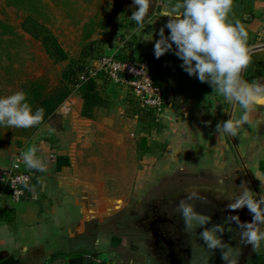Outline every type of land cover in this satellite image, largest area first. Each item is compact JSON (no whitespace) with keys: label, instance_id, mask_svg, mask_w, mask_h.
Returning a JSON list of instances; mask_svg holds the SVG:
<instances>
[{"label":"crops","instance_id":"obj_1","mask_svg":"<svg viewBox=\"0 0 264 264\" xmlns=\"http://www.w3.org/2000/svg\"><path fill=\"white\" fill-rule=\"evenodd\" d=\"M172 3L175 0H158L156 11L152 18L145 20L142 32L132 34L138 37L141 57L155 60L153 75L164 86L165 103L163 131L157 135L158 151L148 144L151 149L143 155L140 182L181 169L216 176L234 171L243 173L248 187L259 193L264 182L259 169L260 162L264 161V123L257 124V121L264 117V109L251 113V125H244L236 137L215 132L218 121L229 119L230 114L234 119L239 118V105L227 103L212 93L207 83L189 77L179 67L181 61L171 52L159 58L153 54V43L158 38L153 30H158L167 20L158 13ZM231 15L240 19L248 32L250 62L242 69L241 77L245 80L264 77V0H233ZM149 32H153V41L144 40ZM104 92L107 93L100 92V95L107 105L113 94L120 98L125 95L121 87L104 88ZM77 98L78 104H75ZM81 110L82 100L77 92L58 110L64 129L69 120L76 119L77 115L80 118ZM49 128H52L49 124L43 125L31 138L41 148L38 155L45 167L43 172L30 170L36 176L32 191L37 200L14 203L9 194L0 198V264H105L102 256L108 252L88 224L94 225L97 220L117 214L103 217L92 210L100 192L76 182L66 144L58 142L68 131L55 130L49 134ZM87 235L93 236L92 239ZM262 259L260 255L258 264H263Z\"/></svg>","mask_w":264,"mask_h":264},{"label":"rangeland","instance_id":"obj_2","mask_svg":"<svg viewBox=\"0 0 264 264\" xmlns=\"http://www.w3.org/2000/svg\"><path fill=\"white\" fill-rule=\"evenodd\" d=\"M131 2L34 0L32 6L16 7L9 6L7 0H0V21L13 31V35L0 38V96L18 90H34L35 85H39L44 92L54 91L65 83V72L76 71L78 75L105 56L134 62L142 60L141 54H136L134 49V46L140 48L138 37L132 36L135 25L128 18L134 10L130 8ZM157 4L158 0H155V7ZM45 29L58 39L67 52L65 61L56 63L46 54L40 40ZM90 32L91 38L86 40ZM149 62L155 65V60ZM153 77L160 83L155 75ZM96 82L104 94L107 93L104 88L118 87L101 73ZM73 85H70L72 90ZM112 98L108 101L109 105L95 111L92 120H85L81 115L71 120L68 117L69 123L64 129L68 132L58 139V142L66 144L68 160L75 168L73 175L76 182L100 192L98 203L92 209L99 216H120L128 210L137 209L140 201L153 198V194L162 190V183L170 180H194L202 176L218 179L235 174L246 182L240 172L216 176L181 169L155 175L151 181L141 184L144 153L138 150V145L146 138L147 144L158 151L157 135L162 133L164 126L162 117L153 121L149 110L141 106L129 88L123 97L113 94ZM22 129L0 127V162L8 164L17 151L36 145L31 138L40 129L31 136L21 135ZM87 238L90 236L87 235ZM260 255L264 264L263 245Z\"/></svg>","mask_w":264,"mask_h":264},{"label":"clouds","instance_id":"obj_3","mask_svg":"<svg viewBox=\"0 0 264 264\" xmlns=\"http://www.w3.org/2000/svg\"><path fill=\"white\" fill-rule=\"evenodd\" d=\"M153 0H132L131 16L135 32L145 28V18ZM111 3V0H109ZM233 0H175V3L161 8L159 17H167L165 23L155 31L153 54L156 58L171 52L180 61L179 67L189 77H195L201 83H207L212 93L223 98L229 104L239 105V118L218 121L215 132L218 135L236 137L244 125H251L250 114L264 109V77L245 80L242 69L250 62L247 46L248 32L240 19L231 15ZM165 29L168 34L165 35ZM144 40L153 41V32ZM226 114L228 112H225ZM44 109L29 103L23 90L0 96V127L27 129L41 123ZM264 123V117L257 124ZM49 134L55 130L49 128ZM39 146L29 147L19 153L18 159L27 169L45 171L44 162L38 153ZM176 204V209L184 223L186 233L201 227L199 238L209 251L220 250L223 264H239L240 245H250L251 250H259L264 244V182L259 193L250 190L246 182L237 185V190L227 199L228 212L247 208L250 221L241 222L239 215H226L228 227L216 224L204 227L210 222V216L201 214L190 203L193 200L206 199L198 189H187ZM219 197L222 192L217 191ZM224 198V197H223ZM239 231V243L232 246L222 240L224 233L232 231V224Z\"/></svg>","mask_w":264,"mask_h":264},{"label":"water","instance_id":"obj_4","mask_svg":"<svg viewBox=\"0 0 264 264\" xmlns=\"http://www.w3.org/2000/svg\"><path fill=\"white\" fill-rule=\"evenodd\" d=\"M240 178L242 177H236L235 174L218 179L202 176L194 180H170L162 183L160 192L163 195V200H161L160 215L163 218V224L161 230L154 233V236H161L165 233L171 243L169 247L161 248L154 245V241L148 240L144 243L147 246L144 248L145 254H139L141 262H130L129 264H157L153 258L157 256L159 250L164 254L161 256L160 264H223L220 259V250L209 251L203 245L198 235L202 230L200 226H197L194 232H185L184 223L176 209V204L182 195L187 194L185 193L187 189H198L206 199H197L190 203L195 206L197 212L210 216V222L204 227L210 228L220 224L227 228L228 223L225 221V216L230 214H238L241 222L250 221L251 215L247 208L237 209L230 213L226 207L231 202L227 198L237 190V185L242 182ZM217 191L222 192L224 198L219 197ZM231 226L232 231H226L222 240L235 247L239 243V231L234 223ZM148 247L152 251V256L148 254ZM240 247L239 264H255L260 256L261 248L253 251L250 245H240ZM102 261L105 264H122L120 260L106 253L102 256Z\"/></svg>","mask_w":264,"mask_h":264},{"label":"built area","instance_id":"obj_5","mask_svg":"<svg viewBox=\"0 0 264 264\" xmlns=\"http://www.w3.org/2000/svg\"><path fill=\"white\" fill-rule=\"evenodd\" d=\"M100 73L105 74L118 87L124 90L129 88L141 106L153 111L159 121L165 104L164 86L153 77L149 60L121 61L105 56L77 75L72 93H77L84 82L96 81ZM21 151H17L8 164L0 162V198L9 194L14 203L27 199L37 200V195L32 191L36 176L18 159Z\"/></svg>","mask_w":264,"mask_h":264},{"label":"trees","instance_id":"obj_6","mask_svg":"<svg viewBox=\"0 0 264 264\" xmlns=\"http://www.w3.org/2000/svg\"><path fill=\"white\" fill-rule=\"evenodd\" d=\"M7 3L9 6L16 7L32 6L34 0H7ZM155 11V0H153L145 20L152 18L154 15L153 12ZM91 34V32L87 34L85 39L89 40L91 38ZM5 35H13V31L10 26L0 21V38ZM37 39H39V35ZM40 40L46 54L56 63L63 62L68 58L67 52L63 49L58 39L48 30L45 29L44 32H42V37H40ZM134 49L136 54L139 55V46H134ZM121 61H130V59H121ZM155 67L156 65L150 64L152 75L154 74L153 71ZM76 73V71L71 70L69 72H65L63 74V82L65 80V83L54 91L44 92L41 87H38L39 85H35L34 90H32L31 88L25 91L26 97L29 103L33 106V109H35V107L43 108L44 116L40 124L27 129H22L21 135L31 136L45 124H49L57 132L64 131L62 116L58 113V110L72 94L73 90L70 88V85L72 86V84H74L77 78ZM78 92L82 100V110L80 114L82 118L92 120L94 118V113L98 108L107 106L106 100L100 95L99 86L96 81L89 80L87 82H84L80 86ZM149 113L150 117H152V120L155 121V113L153 111H149ZM147 141L148 140L145 138L143 142L138 145V150L140 152L148 153L150 151L151 148L148 146ZM259 169L264 175V161L260 162Z\"/></svg>","mask_w":264,"mask_h":264},{"label":"flooded vegetation","instance_id":"obj_7","mask_svg":"<svg viewBox=\"0 0 264 264\" xmlns=\"http://www.w3.org/2000/svg\"><path fill=\"white\" fill-rule=\"evenodd\" d=\"M161 200H163V195L161 192H156L153 198L140 201L137 209L128 210L120 216H113L107 220H97L94 225H91L90 228L99 238V243L100 238L102 239L101 247L104 251L120 260L122 264H129L130 262H141L139 254H145L144 248L147 246L144 243L148 240L154 241V245L158 247H169L171 240L165 233L161 236H154V233L161 230L163 224V218L160 215ZM148 254L152 256L149 247ZM163 255L159 250L157 256L153 258L155 263L160 264Z\"/></svg>","mask_w":264,"mask_h":264}]
</instances>
